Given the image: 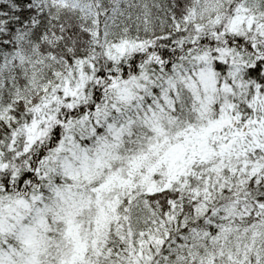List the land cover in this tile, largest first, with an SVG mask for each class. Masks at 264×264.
<instances>
[{"label": "trees", "instance_id": "16d2710c", "mask_svg": "<svg viewBox=\"0 0 264 264\" xmlns=\"http://www.w3.org/2000/svg\"><path fill=\"white\" fill-rule=\"evenodd\" d=\"M240 4L249 9L246 13H255L264 19V0H69L67 3L0 0V114L8 113L10 119L19 120L55 87L63 86L66 80L75 84L76 67L81 61L100 60L101 73L105 69L104 74L108 75L114 67L124 68L125 60L132 69L140 62V49L154 40L173 43L200 30L222 28L223 17L216 23V15L203 17L209 5L223 7L227 12ZM168 54L164 50L162 59L168 58ZM263 65L259 61L251 69L241 66L236 72H232L235 69L230 65L222 66L220 62L214 65L216 87L219 89L225 82L236 92L234 106L230 112L226 111L230 115L224 120V129L216 132L225 135L217 146L224 144L222 149H228L227 154L231 156L213 161L222 170L220 178L212 177L211 163L201 161L194 167L203 172V178L196 180L191 176L186 181L180 178L169 182L164 191L144 195L142 199L147 202L121 204L118 210L123 211L125 220H119L126 224L122 232L117 233V227L123 223H115L114 216L108 222L107 231L90 247L84 264H139L137 259L143 264H264L262 213L256 210L245 213L240 208L244 203L240 202H235L233 209L240 211L241 216L227 215L221 209L230 207L226 201L235 196L248 197L253 206L264 205V174L261 169L256 171L254 164L256 159L261 165L262 154L246 153L253 163L245 158L240 161L234 155L238 139L232 133L235 126L237 132L255 122L257 105L252 90L261 88L264 99ZM151 68L157 69V64ZM175 74L176 79L170 77L162 82L160 70L150 72L149 87L136 99L138 104L123 111L108 105L106 121L99 119L93 130L74 123L71 140L86 150L99 146L98 151L109 156L107 161L114 165V156L123 158L127 153L132 155L146 148V141L152 138L148 129L152 120L155 124L162 123L166 129L169 125L164 120L167 119L175 129L199 126V117L204 112L209 117L218 113L215 120H219L222 111L216 101L218 90L205 86L200 69L186 66ZM57 135V131L51 133L53 150L60 145ZM219 153L215 157L221 156ZM58 157L61 159L62 153ZM233 158L232 165L229 159ZM49 165L57 173V162ZM240 174L243 176L239 177ZM55 176L50 174L49 181H54ZM206 178H209L208 184L204 182ZM225 179L233 181V186L242 188L244 193L225 194L227 187L223 186L220 192L223 195L198 197H204L208 210L196 217L199 199L182 198V194L194 186L213 192ZM214 180L216 184H212ZM143 203L158 216L152 218L151 213L147 216V211L137 212ZM175 210L177 215L171 225L165 223L166 214ZM251 214L263 221L255 233L251 228ZM13 258L17 259L18 255L13 254Z\"/></svg>", "mask_w": 264, "mask_h": 264}, {"label": "rangeland", "instance_id": "374dc122", "mask_svg": "<svg viewBox=\"0 0 264 264\" xmlns=\"http://www.w3.org/2000/svg\"><path fill=\"white\" fill-rule=\"evenodd\" d=\"M248 10L243 4L227 12L223 7L209 5L204 11L206 14L202 12L203 17L216 15L215 23L223 17L222 28L200 30L173 43L154 40L140 49L141 59L136 67L131 69L129 61L125 60L124 68L114 67L109 75L104 74L105 69L101 73L100 60L81 61L76 67L75 84L66 80L63 86L55 87L19 120L10 119L8 113L0 114V119H5L0 122L1 263L84 264L90 247L93 248L100 234L107 231L108 222L114 216L115 223H123L117 227V233L122 232L126 224L120 221L125 220L123 211L118 210L121 204L147 202L142 199L144 195L164 191L169 182L180 178L185 181L191 176L196 180L203 178V172L194 167L201 161L211 163L212 177L220 178L222 170L214 166L213 161L231 156L227 154L228 149H222L224 144L217 146L225 135L216 132L223 131L224 120L230 115H226V111L230 112L234 106L236 92L225 82L219 89L216 87L214 65L218 62L222 66L230 65L235 69L232 72H236L241 66L251 69L259 61L264 64V19L255 13H246ZM164 50L169 52L166 59L161 55ZM152 64H157V69L151 68ZM186 66L200 69L205 86L218 90L216 101L222 111L219 120H215L218 113L209 117L204 112L199 117V126L178 129L170 119L164 120L168 121L167 129L152 120L148 128L152 138L146 141V148L132 155L127 153L123 158L114 156V165L107 161L109 156L98 151L99 146L86 150L71 140L74 123L93 130L99 119L106 121L108 105L123 111L138 104L136 99L149 87L150 72L160 70L161 80L165 82L170 77L176 79L175 73ZM204 67L208 70L203 71ZM252 93L257 105L255 122L237 132V126L234 127L232 133L238 139L234 155H238L240 161L245 158L253 163L246 153H261V165L256 159L254 164L256 171L261 169L264 174V99L261 88L255 87ZM53 131L60 136V145L55 150L51 141ZM219 151L218 159L215 156ZM52 161L57 162V173L49 165ZM234 161V158L229 159L232 165ZM52 173L56 175L55 180L49 181ZM95 180H98L96 185ZM208 181L209 178L204 180L207 184ZM223 186L227 187L225 194L244 193L242 188L233 186V181L225 179L213 192L194 186L185 189L182 198L223 195L220 194ZM249 201L248 197L235 196L226 201L230 207L221 209L227 215L241 216L240 211L233 209L235 202H240L244 203L240 208L245 213L256 210L264 216V205L253 206ZM199 203L195 207L196 217L208 210L204 197ZM145 211L147 216L151 213L152 218L158 216L145 203L137 208V212ZM176 215L175 210L166 214L163 221L171 225ZM252 218L251 228L255 233L263 221L260 222V216L252 215ZM113 227L116 228V224ZM13 254L18 258L14 259ZM136 261L143 264L141 259Z\"/></svg>", "mask_w": 264, "mask_h": 264}]
</instances>
